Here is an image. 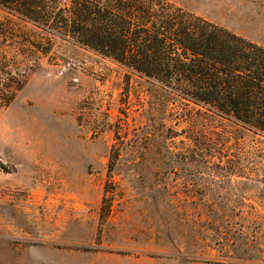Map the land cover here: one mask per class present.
I'll return each instance as SVG.
<instances>
[{"label": "rangeland", "instance_id": "1", "mask_svg": "<svg viewBox=\"0 0 264 264\" xmlns=\"http://www.w3.org/2000/svg\"><path fill=\"white\" fill-rule=\"evenodd\" d=\"M163 1L264 47V0ZM21 37L0 33V69L23 66ZM41 64L0 107V264H264L263 139L152 108L162 94L73 43Z\"/></svg>", "mask_w": 264, "mask_h": 264}, {"label": "trees", "instance_id": "2", "mask_svg": "<svg viewBox=\"0 0 264 264\" xmlns=\"http://www.w3.org/2000/svg\"><path fill=\"white\" fill-rule=\"evenodd\" d=\"M0 9L10 18L0 24V33H22L17 47L4 46L9 50L4 57L8 60L16 47L23 64L0 69V107L17 100L61 41L144 80L152 97L163 95L162 105L151 104L154 109L181 110L193 124L214 117L264 140V47L259 44L163 0H0ZM118 152L115 147L112 161Z\"/></svg>", "mask_w": 264, "mask_h": 264}]
</instances>
